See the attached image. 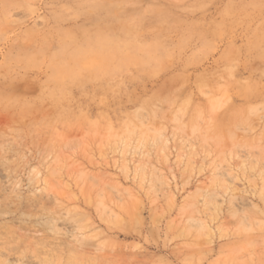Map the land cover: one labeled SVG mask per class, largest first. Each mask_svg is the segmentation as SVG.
Instances as JSON below:
<instances>
[{
    "label": "rangeland",
    "instance_id": "rangeland-1",
    "mask_svg": "<svg viewBox=\"0 0 264 264\" xmlns=\"http://www.w3.org/2000/svg\"><path fill=\"white\" fill-rule=\"evenodd\" d=\"M0 264H264V0H0Z\"/></svg>",
    "mask_w": 264,
    "mask_h": 264
}]
</instances>
